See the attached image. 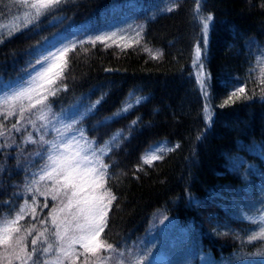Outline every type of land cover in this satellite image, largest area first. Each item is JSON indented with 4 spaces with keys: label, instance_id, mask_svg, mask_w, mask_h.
Masks as SVG:
<instances>
[{
    "label": "trees",
    "instance_id": "obj_1",
    "mask_svg": "<svg viewBox=\"0 0 264 264\" xmlns=\"http://www.w3.org/2000/svg\"><path fill=\"white\" fill-rule=\"evenodd\" d=\"M144 2H150V10L142 42L131 48L86 43L87 52L78 47L70 54L67 89L50 97L53 112H63L65 119L101 100L77 125L100 144L124 130L125 138L109 153L110 159L105 157V163L113 165L109 186L117 196L106 238L136 253L152 233L161 234L162 249L152 250L173 264H221L229 259L234 264H264V258L256 256L236 259L261 247L260 242H247L251 225L241 213L254 212L264 201V85L259 83L258 64L264 53V0H203L202 11L213 15L202 57L207 99L192 65L196 43L205 48L201 24L193 19L196 0H174L178 6L172 12L160 10L173 0H68L56 19L43 18L38 29L0 43V83L14 84L25 77L23 70L34 58L31 46L42 37L48 40L41 47H50L69 36H84L118 11ZM19 14L11 0H0V26L14 28ZM145 48L163 55L153 59ZM239 87L251 98L221 107ZM137 97L143 98L139 104L98 126ZM15 119L6 122L9 128ZM24 129L0 137L5 145L0 147L2 213L12 210L6 201L17 205L31 196L24 186L44 163L33 155L40 145L24 142L29 132L38 141L41 132L31 125ZM55 135L49 128L45 139ZM160 147L165 149L158 152L163 159L144 164L142 156Z\"/></svg>",
    "mask_w": 264,
    "mask_h": 264
},
{
    "label": "snow or ice",
    "instance_id": "obj_2",
    "mask_svg": "<svg viewBox=\"0 0 264 264\" xmlns=\"http://www.w3.org/2000/svg\"><path fill=\"white\" fill-rule=\"evenodd\" d=\"M11 3L19 10L18 22L11 29L0 26V43L29 28L38 29L43 18L56 19V13L68 0H11ZM177 6L173 0L170 7L160 11L172 12ZM202 6L203 0H196L193 19L201 24L205 48L202 49L199 41L196 43L192 65L197 84L207 99L202 57L213 15H205ZM128 27L131 28V25ZM138 28L135 31L136 39L124 44L123 48H131L140 43L143 27ZM124 32L125 29L101 32L88 36L87 40L65 38L50 47H41L42 42L48 40L42 37L31 46L33 51L30 54L34 58L23 70L25 77L19 78L14 84L0 83V137H7L13 131L20 133L26 130L24 125H31L36 132H41L39 140L29 132L24 142L38 143L41 150L33 155L44 161L24 186V192L31 196L23 197L22 204L12 205L11 201H6L11 212H0V264H150L147 252L139 255L132 248L117 247L108 242L105 235L109 213L117 201V196L109 186V170L113 165L105 163V157L110 159L109 153L125 138L124 130L117 131L109 140L100 144L95 139H89L84 129L77 125L82 123L85 116L94 112L101 100L90 104L83 112L77 109L66 119L63 112L54 113L50 103V97H56L67 89L64 80L69 70L70 54L75 53L78 47L87 52L88 49L84 47L86 43L92 47L97 43L103 44L105 48L111 47L116 44L117 38L124 39L120 35ZM144 50L153 59L163 55L160 51ZM258 64L261 68L259 83L264 85V53ZM261 96L264 97V87L261 88ZM250 98L245 87H239L230 93L221 107ZM142 99L137 97L134 102L126 103L111 118L100 121L98 126L103 127L109 120L128 112ZM13 117L16 118L15 122L9 128L6 122H11ZM57 117L60 119L57 120ZM207 119L211 121L210 116ZM37 121L41 122L39 126ZM53 121L60 126L57 127ZM132 123L135 125L137 121ZM49 128L56 134L53 140L45 139ZM4 146L0 144V147ZM260 147L264 150V145ZM164 150L163 147L153 149L141 159L144 164L152 165L154 161L163 159L158 152ZM38 196L44 198L43 203L37 199ZM49 198L52 201L51 207ZM45 209H48L46 214ZM241 215L251 225L247 242H260L261 247L254 253H239L236 259L245 255L264 258V201L254 212H242ZM221 264H234V259Z\"/></svg>",
    "mask_w": 264,
    "mask_h": 264
},
{
    "label": "rangeland",
    "instance_id": "obj_3",
    "mask_svg": "<svg viewBox=\"0 0 264 264\" xmlns=\"http://www.w3.org/2000/svg\"><path fill=\"white\" fill-rule=\"evenodd\" d=\"M149 10H150V2H144L143 4L135 3L132 6L126 8L125 10H120L115 15L111 16L108 22H106L104 26H102L101 28L90 30L89 32L84 34V36L82 34L78 36H69L68 39L75 38V39L87 40V37L90 35L94 36L100 34L101 32H111V31H117L118 29H125L126 32L120 33V35L124 36V39L120 40L117 38L116 44L121 46L130 43L136 39L135 31L139 30L138 26H142L144 32L147 12ZM129 25H131V28L128 27ZM143 32H142V39H140V43L143 40ZM108 43L111 44V41H108ZM134 45H138V44H134ZM206 76L207 74L205 72V77ZM243 212H253V211L244 210ZM164 234L172 239L175 236V235L174 236L169 235V233H164ZM160 242L164 243V239L162 235L152 233L149 239L143 244H141V246L139 247L138 254L145 255V253L147 252L149 254L150 264H173L172 262H169L167 260L163 261L158 257L159 255H157L155 251L152 250L154 246L162 249Z\"/></svg>",
    "mask_w": 264,
    "mask_h": 264
}]
</instances>
